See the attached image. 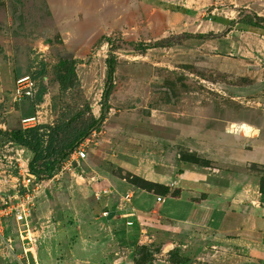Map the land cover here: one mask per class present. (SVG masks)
I'll return each instance as SVG.
<instances>
[{
	"label": "rangeland",
	"instance_id": "rangeland-1",
	"mask_svg": "<svg viewBox=\"0 0 264 264\" xmlns=\"http://www.w3.org/2000/svg\"><path fill=\"white\" fill-rule=\"evenodd\" d=\"M196 1L200 16L178 11L185 0H0V204L22 191L32 157L12 141L13 132L32 130L21 118L34 116L32 128L43 134L42 148L49 146L45 156L55 161L52 178L36 184L27 225L9 218L12 239L18 227L34 239L45 229L50 241L48 226L68 199L82 209L94 188L103 196L105 179L126 181L149 168L178 173L183 157L229 169L241 152L252 154L255 162L233 169L251 173L264 192V32L242 35L229 52L214 37L193 35L210 28L201 22L210 21L214 6L225 30L236 15L262 23L243 9L250 0ZM24 75L32 95L14 102L15 81ZM78 149L84 161L75 158ZM33 169L42 172V160ZM144 191L164 196L158 188ZM157 252L158 243L139 246L133 261L164 264Z\"/></svg>",
	"mask_w": 264,
	"mask_h": 264
},
{
	"label": "crops",
	"instance_id": "crops-1",
	"mask_svg": "<svg viewBox=\"0 0 264 264\" xmlns=\"http://www.w3.org/2000/svg\"><path fill=\"white\" fill-rule=\"evenodd\" d=\"M190 2L189 6L184 2L177 4L183 9L178 11L184 14L187 10L194 11L200 16L196 8L202 6L201 2L196 1L195 6ZM217 2L208 0L212 4ZM261 3L264 5V0L257 3L250 0L243 9L264 18V8L258 7ZM212 14L209 22H201L203 27H210L207 32L193 33L198 40L214 37L222 50L229 52L242 35L252 34L236 29L237 15L225 30V21L220 18L223 16H217L216 6ZM200 35L204 37L198 38ZM234 145L240 143L234 142ZM241 153L242 160H230L229 169L219 168L216 163L200 167L181 161L178 173L162 174L149 168L145 176L136 174L168 188V194L162 196L163 202L159 204L152 193L117 178L105 179L102 197L98 188H94L89 204L82 209L68 199L63 212L48 226L53 233L52 240H48L45 229L36 233L34 249L38 263L135 264L132 254L137 247L158 243L156 254L164 256V264H177L170 261L175 253L186 259L180 264H264V198L256 177L233 169L236 164L255 162L252 154ZM128 194L129 205L135 212L132 227L120 218L124 211L121 208L127 205L124 196ZM110 212L114 216L108 220ZM141 223L144 227L139 226ZM45 225L46 221H42V227ZM21 245L15 237L13 246L19 250Z\"/></svg>",
	"mask_w": 264,
	"mask_h": 264
},
{
	"label": "built area",
	"instance_id": "built-area-1",
	"mask_svg": "<svg viewBox=\"0 0 264 264\" xmlns=\"http://www.w3.org/2000/svg\"><path fill=\"white\" fill-rule=\"evenodd\" d=\"M33 84L28 75L17 78L14 85V102H20L23 99L31 97ZM23 127H34L36 120L34 116L24 117L20 120ZM75 158L79 161H84L86 158V153L83 150L78 149L74 152ZM21 187L22 191L13 193L8 196L7 200H3L0 204V252H2L3 260L7 264H39L37 254L35 252V239L30 238L28 235H22L26 232L21 231L17 227L19 232L18 239L23 243L21 249L17 250L14 246V239L7 234L8 231V220L13 218L16 223L21 225H27L29 217L32 213V208L34 206L35 191L37 190L36 184L38 179L31 174L26 168L24 174L21 175ZM131 196L130 194L124 196V202L127 204L123 206L121 210H124L120 214V218L125 220V224L128 227L134 225L135 212L129 205ZM163 199L161 196H156V203H162ZM105 216L106 213H103ZM143 223L139 224L142 226ZM27 241V242H26ZM1 256V254H0Z\"/></svg>",
	"mask_w": 264,
	"mask_h": 264
},
{
	"label": "trees",
	"instance_id": "trees-1",
	"mask_svg": "<svg viewBox=\"0 0 264 264\" xmlns=\"http://www.w3.org/2000/svg\"><path fill=\"white\" fill-rule=\"evenodd\" d=\"M252 15L255 17V20H259L262 24L256 23H245L241 20L237 21L238 26H243V29L241 31L243 32H264V18L257 16L256 14L252 13ZM204 36H198V38H203ZM112 59L107 60L106 64L108 67V77L111 76V70H112ZM107 95L105 96V100L107 99ZM32 130H24V131H16L13 132L12 141L20 144L22 146L27 147L32 152L31 160L28 162L27 167L31 174H33L38 181L40 180H48L52 178L55 170V161H51L45 154L49 152V146L43 147L42 144V136L43 134L38 133L34 130V128H31ZM42 160V172H39L35 169H33V165L35 162ZM183 162L193 163L196 164L197 162L194 161L192 158H185L183 157L181 159ZM125 180L134 185L139 187L140 189H152V188H158L163 190L164 195L168 194V188L156 183L149 182L147 180H144L143 178H140L139 176H135L132 174H128ZM260 193L264 195V192L262 190L261 184H260ZM144 248V247H140ZM137 264V263H135Z\"/></svg>",
	"mask_w": 264,
	"mask_h": 264
},
{
	"label": "water",
	"instance_id": "water-1",
	"mask_svg": "<svg viewBox=\"0 0 264 264\" xmlns=\"http://www.w3.org/2000/svg\"><path fill=\"white\" fill-rule=\"evenodd\" d=\"M113 216H114V213H113V212H110V213L107 215L106 218L109 220V219H111Z\"/></svg>",
	"mask_w": 264,
	"mask_h": 264
}]
</instances>
